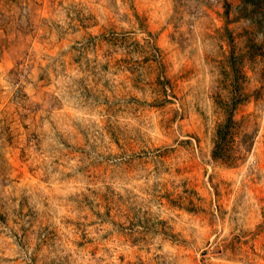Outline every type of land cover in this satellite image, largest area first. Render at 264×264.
<instances>
[{"label": "rangeland", "instance_id": "374dc122", "mask_svg": "<svg viewBox=\"0 0 264 264\" xmlns=\"http://www.w3.org/2000/svg\"><path fill=\"white\" fill-rule=\"evenodd\" d=\"M230 1L0 0V264H264V32Z\"/></svg>", "mask_w": 264, "mask_h": 264}, {"label": "trees", "instance_id": "16d2710c", "mask_svg": "<svg viewBox=\"0 0 264 264\" xmlns=\"http://www.w3.org/2000/svg\"><path fill=\"white\" fill-rule=\"evenodd\" d=\"M237 9H239L242 16L245 20L249 21L254 28L257 27L262 35L264 32V0H237ZM222 4L224 7V13L227 17L229 14V10L231 7L230 0H222ZM0 14L3 12L0 11ZM264 39L261 41L253 40L250 42L251 49L250 51H254L257 55L262 54L264 44ZM242 53L231 56V59H235L237 61L242 62ZM238 62V63H239ZM221 104V105H220ZM220 107L225 113L224 121L222 123L217 124L214 130L213 137V150L212 154L214 157L219 158L223 163L227 165H235L238 161H241L245 154L244 151L247 150L246 146L248 144V139L251 137V134L246 132H242L240 135L239 143L236 141V136L239 133L240 129L238 126V122L233 119L234 114V106L228 104L225 101H220ZM246 145V146H245Z\"/></svg>", "mask_w": 264, "mask_h": 264}]
</instances>
